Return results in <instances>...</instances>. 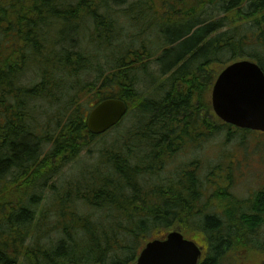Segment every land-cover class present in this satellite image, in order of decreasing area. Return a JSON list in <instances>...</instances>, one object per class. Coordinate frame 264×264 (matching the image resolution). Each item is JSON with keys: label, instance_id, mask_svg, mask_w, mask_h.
Returning a JSON list of instances; mask_svg holds the SVG:
<instances>
[{"label": "trees", "instance_id": "trees-1", "mask_svg": "<svg viewBox=\"0 0 264 264\" xmlns=\"http://www.w3.org/2000/svg\"><path fill=\"white\" fill-rule=\"evenodd\" d=\"M224 52L248 53L264 72V0H0V264H133L172 230L208 247L199 264L263 250V236H251L264 194L231 232L212 211L215 199L224 215L236 200L213 188L215 165L198 154L229 134L207 98ZM91 95L130 105L122 136L123 122L99 136L87 131ZM21 104L37 136L7 140L2 121ZM34 143L42 157L19 169ZM84 152L92 159L61 182ZM244 225L250 237L234 235L233 247L226 234Z\"/></svg>", "mask_w": 264, "mask_h": 264}, {"label": "water", "instance_id": "water-1", "mask_svg": "<svg viewBox=\"0 0 264 264\" xmlns=\"http://www.w3.org/2000/svg\"><path fill=\"white\" fill-rule=\"evenodd\" d=\"M211 103L225 123L264 132V74L260 67L249 60L227 66L214 83ZM126 112L122 100H103L90 111L87 128L93 135L102 134ZM199 257L198 247L174 231L164 240L147 243L134 264H198Z\"/></svg>", "mask_w": 264, "mask_h": 264}, {"label": "flooded vegetation", "instance_id": "flooded-vegetation-1", "mask_svg": "<svg viewBox=\"0 0 264 264\" xmlns=\"http://www.w3.org/2000/svg\"><path fill=\"white\" fill-rule=\"evenodd\" d=\"M127 34V33H126ZM124 32H121V36L126 35ZM99 36H101V38L105 39L106 33L100 34ZM69 37L72 39H74L75 34L73 33H69ZM119 37V33L117 32H110L107 36V38L109 40H114L117 39ZM145 37V35L143 36ZM137 44H139V42H137ZM139 46V45H138ZM136 46V47H138ZM140 46H141V42H140ZM141 54V63L138 64V66L143 65L145 62V53L144 52H140ZM51 55L53 54L52 52L50 53ZM66 57H70L72 58V45L71 47L68 49L67 51V56ZM151 74V72H150ZM103 79L101 78L99 80V85L103 86L102 84H100V82H102ZM142 86V85H141ZM24 106L21 104V106L19 107V110L17 109H13L12 111H8V113L5 115V119H3L2 123H3V127L5 129V135H6V139L7 140H12L13 139V134L14 133H21V137H25L28 139H33L36 138V130H37V125L35 124L37 121L36 120H26L24 118V112L21 111V108H23ZM11 112V113H10ZM26 122L32 123L34 125H31L28 129L26 128ZM34 148L35 151H33V155L30 158H26V156L22 157L21 160H17V165H19V169L23 168L24 170V159H36L37 156L38 158L42 157L41 156V146L40 145H36L34 143ZM6 152L9 151H5ZM9 154V153H8ZM11 167V165H9ZM9 168V167H8ZM261 169V170H258ZM215 172H212V175H215V178L213 179V188L217 187V188H224L225 189V196L228 197L230 200H236V202L234 203H230L227 206V213L226 215L222 214V210L219 208V205L216 203V199H215V210L212 211V215H215L218 220L220 222H227L228 227L230 229L231 232L235 231H239V227H237V225H235L236 222H241V219L243 218L242 214H250V207L254 206V203L256 201V198L259 196V194H264V170H262V168H254L251 167L248 172H243V171H236L237 169L232 168V167H227L224 170H222L219 167H215L214 168ZM217 170V172H216ZM218 170L220 172H218ZM14 171V167H12V171L8 170V172H6L8 174L7 179L10 178V176L12 175V172ZM25 172H19L18 175H23ZM25 179L21 180L24 181ZM20 180L18 181V184ZM17 184V185H18ZM244 186V188L242 190L239 189V187ZM215 188V189H217ZM217 196H219V194H217ZM259 215H257L259 217V221L262 222L261 225L258 226V228L255 230L254 235L251 236V238L257 239L260 236H264V211L259 210ZM248 225H244L241 229V231L239 233H234L233 235L230 234H226L231 241V245L233 247H238V244L234 241V235H239V236H245L250 237L249 233H248Z\"/></svg>", "mask_w": 264, "mask_h": 264}, {"label": "rangeland", "instance_id": "rangeland-1", "mask_svg": "<svg viewBox=\"0 0 264 264\" xmlns=\"http://www.w3.org/2000/svg\"><path fill=\"white\" fill-rule=\"evenodd\" d=\"M156 12V11H155ZM159 12H165V11H159ZM62 29H57L53 32L54 38H60ZM241 34H244V31L241 32ZM148 35V36H147ZM151 35L150 33L145 35V38L147 39ZM70 42V41H69ZM137 44L136 46H138ZM134 48H137V47ZM244 51L248 52V48L244 47ZM228 52H224L221 55V58H223L224 67L229 61L233 59H249L248 53H245L243 55H240L238 57H233ZM158 55V54H157ZM213 67L216 69L217 64H213ZM218 69V68H217ZM213 77H217V74ZM212 80V82L214 81ZM28 82H31L32 84L35 82V76L33 75V72H28L25 75V83L29 85ZM207 98L210 100V90L209 93L207 92ZM94 99L91 95L90 97V103H93ZM84 103V99H83ZM127 116V115H126ZM125 116V117H126ZM124 117V118H125ZM130 117V114L128 118ZM125 120V119H124ZM123 121L126 125L123 126L122 129L118 131L117 137H120L124 134L125 129L128 126L129 119L126 121ZM113 134V131H111L106 138L109 139ZM225 137L228 138V141H225ZM96 144H93L91 146V149L96 151L99 147H96ZM200 153L203 157L202 159L207 156V158L203 159L206 164L209 165V159L210 156L214 153V163L220 167L222 170L225 171L227 167H232L237 169L236 171H243L248 172V170L252 166H258V168H262L264 170V133L262 132H255V131H249V130H239L234 128H229V134H225V131L222 132V134L217 137L216 139L210 140L208 142H203L200 146ZM215 148V149H213ZM213 149V151H211ZM99 150V149H98ZM198 155V156H199ZM81 156L84 158L81 161L77 162L73 167L69 165L66 167L60 174L59 177L62 178L61 182H64L72 177L78 176L80 171L84 169V165L82 162L87 163V160H91L92 158L87 155L86 152L82 153ZM96 157V156H95ZM209 158V159H208ZM206 160V161H205ZM211 160V159H210ZM91 162V161H88ZM261 170V169H258ZM205 171V170H204ZM187 239L193 240V238L188 237L185 235ZM264 237V236H263ZM263 239H260V242ZM194 241V240H193ZM257 255H252L249 257H245L242 254L240 255H234V257L225 258L222 260L221 264H264V252L256 251Z\"/></svg>", "mask_w": 264, "mask_h": 264}]
</instances>
